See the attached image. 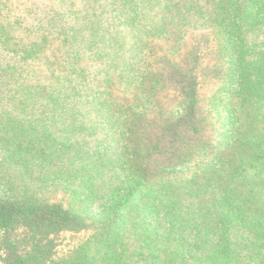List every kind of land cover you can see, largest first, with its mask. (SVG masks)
I'll list each match as a JSON object with an SVG mask.
<instances>
[{"label":"trees","instance_id":"trees-1","mask_svg":"<svg viewBox=\"0 0 264 264\" xmlns=\"http://www.w3.org/2000/svg\"><path fill=\"white\" fill-rule=\"evenodd\" d=\"M99 8L88 9L81 15L92 26L84 48L92 55L100 51L104 56L106 49L118 55L126 47L133 48L131 58L137 55L138 60L123 63L115 73L117 77L132 74L130 80L138 77L139 83L145 79L141 72L142 58L154 54V39L174 37L192 20L208 22L219 33L221 44L231 52L230 58L235 59V83L244 108L231 120V134L236 139L227 144L228 149L212 155L186 180L177 181L170 177L172 173L188 164L192 156L207 154L209 150L188 147L192 139L189 136L198 131L194 122L193 68L166 55L159 58V74H152L150 80L162 82L159 77L163 78L179 90L182 98L174 111L175 119L162 121L154 125L155 129H139L137 122L142 115L131 110L137 107L132 105L135 99L121 105L120 97L107 90L105 98L98 94L106 89H96L92 107L112 121L114 131L119 130L116 146L122 147L124 154H118V161L122 158L120 171L113 175L118 180L104 193L105 199L98 207L101 223L89 238V242L95 243L94 253L90 255L87 244L81 243L72 251L69 261L61 264H89L91 258L104 264H130L133 253L141 254L143 264H264V125H258L249 110V106L255 105L253 98L264 95V50L249 62V48L243 41L244 29L264 25V0H109ZM104 17L109 18L104 20L113 30L102 38L110 44L102 41L103 46H98L97 29ZM83 23L80 28L73 23L59 28L60 46L65 49L60 55L50 54L53 57L50 61L53 68H48L50 84L31 91L30 85L20 83L9 96L10 108H0V149H5V153L9 154V149H83L77 137L81 129L77 121L79 113L67 103L76 92L64 86L78 84L69 78L75 69H80L77 36L88 28ZM46 41L51 42V38ZM196 55L190 52L193 63ZM63 62L68 63V72L64 71ZM144 67L146 73L153 72L148 62L144 61ZM109 74L106 68L101 78L112 85ZM142 93L145 96L148 91ZM36 106L41 109L34 115L32 108L36 110ZM88 112L92 111H85ZM183 132L186 140L179 137ZM91 161L96 168L85 167L81 172L83 180L89 172L88 178L105 173L99 161ZM127 206L130 211L135 207L140 210L138 215L132 212L131 217H137L143 250L132 254L109 228L115 221L125 219L118 215ZM80 207L72 211L30 196L14 200L0 197V245L6 253L1 264H41L40 259L48 253L38 250L37 242L33 241L35 235L44 227L82 226L78 214L86 209L83 204ZM18 223L31 234L27 236L28 245L22 248L12 234Z\"/></svg>","mask_w":264,"mask_h":264},{"label":"rangeland","instance_id":"rangeland-1","mask_svg":"<svg viewBox=\"0 0 264 264\" xmlns=\"http://www.w3.org/2000/svg\"><path fill=\"white\" fill-rule=\"evenodd\" d=\"M108 2L109 0H0V108H10L7 104L9 96L15 93L20 83H23V86L30 85L31 91L50 84L52 79L48 68H53V65H50L53 61L50 54L54 52L60 55L65 49L64 46H60L62 38L59 34L60 27L66 28V23L69 25L73 23L76 28H80L84 21L83 25L88 27H85L87 32L81 31L82 33L77 36L80 44L78 55L80 69H75L69 78L76 80L78 84L64 85L66 90L68 87L71 88V92L73 90L76 92L67 103L79 113L77 121L81 124L79 126L81 129L77 137L81 139L83 149H9V154L4 152L5 149H0V197L14 200L30 196L40 201L57 203L72 211L81 209L82 204L85 206L86 211L78 214L82 226L76 224L69 227H44L35 235L33 241L37 242L38 250L48 253L40 259L41 264H61L65 263L64 260L69 261L72 251L81 243L87 244L85 246H88L90 255L94 253L95 243L89 242V238L101 223L97 215L98 207L105 199L104 193L118 180L114 179L113 175L116 176V172L120 171L118 166L122 158L120 157L118 161V154H124V149L116 146L119 130L114 131L112 121L104 119L101 112H96L97 107L95 109L92 107L91 100L96 89H101L100 91L106 89L98 94L102 97H108L107 90L120 97L123 101L114 100L121 105L135 99L132 105L137 104V107L131 110L142 115L137 122L139 129L148 130L152 127L155 129L162 121L175 119L174 111L182 98L179 90L171 83L164 82L163 78L159 77L162 82L150 80L153 78L152 74H159L158 70L161 67L159 58L166 55L176 63L187 62L188 68H193L192 73L196 78L194 122L198 131L189 136L192 139L188 147L209 150L207 154L192 156L188 164L172 173L170 177L174 176L175 180H186L194 171H199L212 155L228 149L227 144L236 139L231 134V120L238 117L244 108L241 93L238 94V86L235 83V59L230 58L231 52L229 53L221 44L219 33H216L206 21L192 20L182 27L178 35L169 39H154V54H145L142 58L141 72L145 78L142 80L144 82L139 83L138 77L137 80H130L132 74L130 77H117L115 73L117 67L125 62L128 64L138 60L137 55L131 58L134 54L133 48L126 47L124 52L118 55L108 53L107 51L112 50L106 49L104 56L99 54L100 51L92 55L83 46L92 26L88 21H83L81 15L91 8L98 10ZM104 19L106 17L99 23V30L97 29L98 46H103V42L110 44L102 38L107 31L111 32L113 27L108 26ZM106 20L109 21V18ZM50 29L53 32L50 33L48 31ZM243 32L245 33L243 41L249 48L247 61L250 62L264 50V25L244 29ZM47 37L51 38V42L46 41ZM34 43L36 46H33ZM191 51L197 54L195 63L190 59ZM144 61L148 62L149 69L153 72L146 73ZM63 63L64 71L68 72V63ZM106 68L110 71L112 85L106 84L101 78ZM144 86L150 89H145ZM144 90L148 91L145 96L142 93ZM253 102L256 106H249V110L257 118V124L264 125V95L253 98ZM39 109L41 108L37 107L36 110L32 108L34 115ZM87 110L92 112L86 114ZM179 137L186 140L184 132ZM20 151L22 154L18 153ZM91 159L99 161L105 173H95L88 178L89 172L83 180L81 172L85 167L86 170L96 168ZM129 162L134 164V161ZM123 165L127 166L126 162ZM132 212L138 215L140 210L135 207L130 211L128 206L125 207L118 215V218L125 219L117 220L109 227L119 235L125 249L131 254L133 251L143 250L140 245L141 229L136 221L137 217L135 219L131 217ZM12 234L18 239L19 247L28 245L27 236L31 234L23 224L15 225ZM5 255L0 245V264ZM131 259L133 261L130 264L144 262L140 253L137 255L133 253ZM91 261L92 258L88 263L104 264L96 260Z\"/></svg>","mask_w":264,"mask_h":264}]
</instances>
